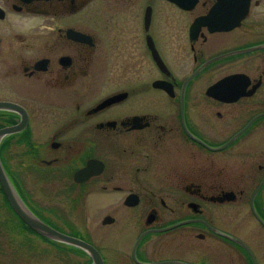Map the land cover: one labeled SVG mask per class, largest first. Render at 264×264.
<instances>
[{
	"label": "flooded vegetation",
	"instance_id": "af4514ba",
	"mask_svg": "<svg viewBox=\"0 0 264 264\" xmlns=\"http://www.w3.org/2000/svg\"><path fill=\"white\" fill-rule=\"evenodd\" d=\"M0 103L18 195L103 264H264V0H0Z\"/></svg>",
	"mask_w": 264,
	"mask_h": 264
},
{
	"label": "rangeland",
	"instance_id": "374dc122",
	"mask_svg": "<svg viewBox=\"0 0 264 264\" xmlns=\"http://www.w3.org/2000/svg\"><path fill=\"white\" fill-rule=\"evenodd\" d=\"M165 11L166 20L186 19L175 7L169 4L165 5ZM12 169L15 172V169ZM16 171L20 173L19 169ZM25 171L23 173V187L29 202L32 205L47 207L48 202L51 201L49 187L46 184L34 185L30 172ZM248 213L246 209L245 216ZM241 215L245 217L243 213ZM246 225L249 223L246 222ZM240 235L244 242L254 244V240L246 232H241ZM0 264H86V262L75 254H67L52 249L46 241L21 228L10 209L4 204L0 192Z\"/></svg>",
	"mask_w": 264,
	"mask_h": 264
},
{
	"label": "water",
	"instance_id": "95a60500",
	"mask_svg": "<svg viewBox=\"0 0 264 264\" xmlns=\"http://www.w3.org/2000/svg\"><path fill=\"white\" fill-rule=\"evenodd\" d=\"M170 2H173L177 4L179 7L184 8V9H190L196 0H191L190 5H185L181 0H169ZM248 8V2L246 5L243 6L242 8V14L245 15L246 11ZM217 8L214 7L210 10L209 14L201 18L200 20H203L204 23H209L208 19L209 17L214 16ZM240 20H214V30H226L229 28L235 27ZM0 110H9V111H16L21 114H25V112L18 106L13 105V104H8V103H0ZM24 119V117H23ZM23 127V123L20 125L14 126V127H8L4 129H0V139L6 135V134H12L16 133ZM0 186L3 190V193L14 211V213L18 216V218L24 222L25 225H27L32 231H34L36 234L39 236L51 240V241H56L68 245H72L74 247H77L83 251H85L89 257L91 258V264H103L102 258L100 257V254L98 251L93 248L91 245L85 243L82 240H79L77 238L68 236L64 233H61L52 227L48 226L44 222H42L38 217H36L29 209L28 207L23 203V201L20 199L18 194L16 193L12 183L10 182L5 170L3 169L1 163H0ZM252 206V205H251ZM254 215L256 214L253 207H252ZM232 239V238H231ZM236 242H238L241 246L244 247L242 243L239 241L232 239ZM247 250V249H246Z\"/></svg>",
	"mask_w": 264,
	"mask_h": 264
},
{
	"label": "trees",
	"instance_id": "16d2710c",
	"mask_svg": "<svg viewBox=\"0 0 264 264\" xmlns=\"http://www.w3.org/2000/svg\"><path fill=\"white\" fill-rule=\"evenodd\" d=\"M0 191H2V190L0 189ZM4 201H5V204L7 205V208L10 209V207H9L7 201L5 200V198H4ZM10 211H11V209H10ZM11 213L13 214L12 211H11ZM13 215H14V214H13ZM14 217L17 219V217H16L15 215H14ZM17 222L20 224L21 228H23V229H25L26 231H28V232L34 234V232H33L30 228H28L24 223H22L20 220L17 219ZM41 239H43V238H41ZM43 240H44V241H47L46 239H43Z\"/></svg>",
	"mask_w": 264,
	"mask_h": 264
}]
</instances>
